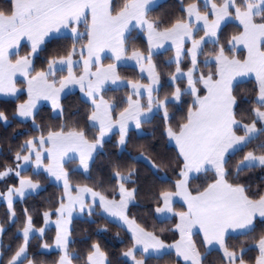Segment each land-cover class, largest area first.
Instances as JSON below:
<instances>
[{
    "label": "snow or ice",
    "instance_id": "snow-or-ice-1",
    "mask_svg": "<svg viewBox=\"0 0 264 264\" xmlns=\"http://www.w3.org/2000/svg\"><path fill=\"white\" fill-rule=\"evenodd\" d=\"M156 2L8 0L5 7H0V93L17 100L26 94V102L18 105L16 113L23 120L30 119L34 131L39 132L38 137L26 140L14 151L15 168L0 171V181L10 176L19 178L18 187L6 184L5 192L0 193V199L6 202L8 221L19 223L14 206L17 199L25 200L41 190L39 181L28 174L30 169L32 176L47 173L45 179L61 181L63 187L58 205L43 212V227L35 228L32 215L24 210L19 234L22 243L17 248H5L6 229L0 225V264H37L30 255V238L33 232L43 237L50 224H55V248L59 250L55 264H75L79 257L72 255L69 239L74 212L87 217L99 214L118 226L121 222L127 225L132 246L123 252V264H145L146 256L161 258L157 264H162L163 257L173 255L176 264H207V253L213 248L222 252L219 264H249L246 257L252 252L257 253L252 264H264V188L252 192L251 185L241 178L256 169L264 172V0L190 3L182 9L183 15L167 25L148 18ZM226 21L238 22L228 48L220 43L221 26ZM137 28L146 33L147 53L128 47L130 34ZM50 37L66 38L70 46L62 55L45 59L46 67L37 70L35 61L47 51ZM168 42L174 46L175 55L167 67L174 66V72L167 81L171 91L161 98V76L153 63L152 50L162 49ZM209 44L213 48L206 51ZM22 45L27 50L23 55ZM238 45L247 50L246 58L234 54ZM106 50L113 54L107 65L101 57ZM122 59L134 60L141 72L147 65L150 82L121 83L117 64ZM251 76L256 88L254 98L247 100L250 119L244 122L238 119L242 105L235 82L237 77ZM76 85L91 106L86 116L95 133L91 139L79 125L53 129L36 124L39 101H51L52 109L62 115L61 96ZM108 85L117 89L130 86L132 92L120 103H113L105 99ZM140 97H146V102L142 103ZM177 107L185 111L173 127L175 117L169 109ZM156 116L162 120L164 136L176 149L174 159L159 163L143 154L127 153L129 123L140 129ZM0 122L9 123L3 111ZM117 126V146L127 153L131 165L112 164L108 183L102 178L99 181L100 190L87 184L73 185L66 166L77 165L74 172L91 180L94 153L103 148L105 137ZM253 144L256 148L248 150ZM238 155L241 158L233 164ZM138 162L144 163L156 179L161 167L175 164L177 179L171 190H161L152 197L155 213L178 218L173 235L178 233L179 238L174 243L166 244L155 232L130 218L129 206L141 190L133 180L138 175ZM196 176L202 183L193 187L191 180ZM145 187L151 195V186ZM177 197L185 205L179 211L173 207ZM238 237L244 243L233 248L229 241ZM249 240L251 246H244ZM41 247L51 250L47 242ZM85 264L112 262L101 245L93 243Z\"/></svg>",
    "mask_w": 264,
    "mask_h": 264
},
{
    "label": "trees",
    "instance_id": "trees-1",
    "mask_svg": "<svg viewBox=\"0 0 264 264\" xmlns=\"http://www.w3.org/2000/svg\"><path fill=\"white\" fill-rule=\"evenodd\" d=\"M196 0H165L157 7L152 9L149 13V18L162 25H167L170 21H174L184 13L182 9L184 6ZM127 0H114V4H122ZM8 0H0V7H5ZM237 25L230 23L227 24L221 33V42L226 43L227 40L236 33ZM47 51L38 57L35 61L37 70L46 67L44 64L45 59H50L55 55H62L66 47L70 46V41L63 37H56L49 40ZM130 48H135L141 52H147V42L141 35L134 38H129L128 41ZM23 47L22 55L26 53ZM130 53V52H129ZM169 53L160 54L155 56L157 70L160 72L162 81L161 98L165 94H169L171 89L167 85L169 75L174 72L172 68L167 67L166 59ZM119 74L123 79L138 82L145 81L141 78L135 68L122 67L119 68ZM238 87V103L242 105L238 119L247 122L250 117L248 116L247 100H252L253 89L256 88L254 80H247L236 84ZM130 94L128 88H121L117 90H109L105 99L113 103H120L125 100L127 95ZM25 95L22 94L18 100H3L0 99V111L5 112L8 116L9 123L5 125L0 122V171L5 167L15 168L14 151L22 146L26 140L31 139L33 136L38 137L39 132L34 131L31 121H21L17 119L14 114L17 105L20 101L24 100ZM246 98V99H245ZM61 105L64 108V113L60 116H55L49 106H42L38 110L36 124L42 127H50L58 129L59 127L68 124L69 127L79 125L87 134L89 139L95 134L90 129V121L86 120V116L91 111L90 103L87 102L82 96L77 93H70L62 98ZM185 109L182 107L170 108V115L175 117L173 127L176 122L182 120ZM118 116V113H116ZM259 127V125H258ZM143 133L140 134L135 130L129 131L130 143L127 146V153L132 156H140L141 154L148 156L153 161L159 163L161 160H172L176 155L175 147L171 146L169 140L163 134V123L160 116H156L151 123L142 126ZM29 133L31 135H29ZM118 134H114L104 144L103 148L95 156V165L92 168V179H85L84 175L76 174L74 172L76 165L70 164L66 166L69 172L71 183L73 185H84L95 187L99 189V181L102 178L107 184L110 176V168L114 163H120L122 166L131 165L127 153H124L117 146ZM259 143V142H257ZM256 144L249 147L248 150H254ZM259 154V153H257ZM123 157V160H121ZM241 157L238 155L234 158L233 164L237 163ZM135 169L138 175L133 177L140 187V193L134 204L130 205L129 210L131 213L130 218L135 219L142 227L148 231L155 232L166 244L174 243L179 238L178 233L173 235L175 231V223L178 218L160 220L154 212L155 204L152 197L159 193L161 190H171L172 185L177 179L175 172V164L171 167H161L159 172V179L153 178L152 172L142 162L135 164ZM32 169L29 170V175L33 180H38L41 185V190L33 193L31 197L25 200H17L15 202V210L17 212V219L19 223L11 224L8 221L7 206L4 200L0 203V225H3L6 232L3 236V243L5 248L10 245L12 249L18 247L22 240L20 239V232L24 224V210L27 209L29 214L33 217L35 227H40L43 224V212L54 210L58 205L60 197L63 195V188L52 183L50 179H45L46 175L43 174L39 177L31 175ZM126 174V173H125ZM242 180L251 185L252 192L257 191L259 188H264V172L256 169L242 175ZM18 179L10 176L7 181H0V193L5 192L7 186L18 187ZM193 187L202 183V178L199 176L191 180ZM146 185L151 186V195H148V188ZM177 211L184 207L180 203H175L173 206ZM55 216V215H53ZM259 230L255 235H259ZM56 235L55 228H50L45 233L44 237L34 236L30 241V255L33 256L37 264H55L58 260L57 251L45 252L42 250V243L47 242L50 245L53 243ZM195 239L198 240L196 237ZM70 249L72 255L79 257L75 264H85L86 257L93 243H99L102 249L107 253L109 260L112 264H123V252L132 246L131 235L122 226L112 222L109 219L102 218L99 214L92 217L76 218L72 221L71 235H70ZM244 243L242 237L234 238L229 241L233 248H239ZM252 241H247L244 246H251ZM202 257L205 256L204 248H200ZM7 254V253H6ZM257 253L252 252L246 257L249 264H252L253 259ZM222 252L211 250L207 253V264H219ZM158 257H149L145 260V264H157ZM176 257L165 256L162 258V264H176ZM6 264V262H5Z\"/></svg>",
    "mask_w": 264,
    "mask_h": 264
},
{
    "label": "rangeland",
    "instance_id": "rangeland-1",
    "mask_svg": "<svg viewBox=\"0 0 264 264\" xmlns=\"http://www.w3.org/2000/svg\"><path fill=\"white\" fill-rule=\"evenodd\" d=\"M164 1H165V0H157L156 4L152 7V9H154L155 7H157L159 4H161V3L164 2ZM112 2L114 3V0H112ZM216 2L219 3L220 0H216ZM192 3H197L198 5H202L203 0H196V1L192 2ZM186 7H187V5L184 6V8H186ZM148 18H149V17H148ZM149 19H150V18H149ZM150 20H151V19H150ZM230 23H233V24H235V25L238 24V22H235V21H232V22H228V21H226V22H225L224 24H222V26H221V33H222L223 28H224L227 24H230ZM137 35H141V36L145 39V41L147 42V36H146V33L141 32V30H140L139 28H137V29H135L134 31L131 32V34H130V38H134V37H136ZM51 39H53V38L50 37L49 40H51ZM230 39H231V37L227 40L226 43H222V42H221V35H220V43L223 44L226 48L230 47V44H229ZM128 47H129V44H128ZM170 48H171V50L169 51L168 49H170ZM212 48H213V46H212L211 44H209V45L207 46L206 51H211ZM22 50H23V45H22V48H21L20 51L22 52ZM147 51H148V49H147ZM152 51H153V63H154L155 65H157V64H156V61H155V59H154L155 56L160 55V54L169 53V56H168L167 59H166V63H168V61H169L171 58H173L174 55H175V49H174V46L171 45V42L166 43L165 46H164V48H162V49H153ZM146 53H147V52H146ZM21 54H22V53H21ZM234 54H235L238 58H246V56H247V50H246L245 48H243V46L238 45V46H237V51H236ZM128 55L130 56V53H128ZM112 56H113V54H112L111 52H109V51H107V50L104 51L103 53H101L102 62H103L105 65H107L108 63H111V62H112V59H111ZM74 59H78V57H74ZM200 59H201V62H202L203 57H201ZM184 63L187 64L188 61L185 60ZM122 67H124V68H125V67L135 68V69L138 71L140 77L143 78V79H145V81H138V82H140V83H145V84H147V83L150 82V81H149V78H148L147 65H145V70H144L143 72H141L140 65L137 64L134 60H131V59H122V60L117 64V71H118V73H119V68H122ZM201 68H202V70H204L203 67H202V63H201ZM119 75H120V74H119ZM120 77H121V76H120ZM17 79L19 80V79H21V78H20V77H17ZM168 79H169V77H168ZM251 79L254 80V76H251V77H237L235 83L237 84V83L244 82V81L251 80ZM254 81H255V80H254ZM127 82H129V80H127V79H123V78L121 77V83H127ZM161 85H162V81H161ZM107 87H108L110 90H117L116 86H113V85H108ZM127 88L130 90V94H131V92H132L131 87L129 86V87H127ZM142 91H143V90H142ZM77 92L82 96L83 99H85V100L87 101V98H86V97L84 96V94L80 91L78 85H76V86H71L70 89H66V90H65V93L62 94V96H61V100H62V98L65 97L66 95H68V94H70V93H77ZM21 93H24V89H23V88H21ZM21 95H22V94H21ZM21 95H20V96H21ZM24 95H25L24 100L20 101V102L18 103V105H19L20 103H24V102H26V94H24ZM137 98H138V97H134V99H137ZM0 99H3V100H17L15 97L7 96V95H5V94H3V93H0ZM139 99H141V102H142V103L146 102V97H140ZM87 102H88V101H87ZM18 105H17V107H18ZM42 106H49V107L52 109L51 101H47V100H41V101H39V102H38V105H37V111H38L39 108H41ZM52 112H53V114H54L55 116H58V115H57V112H56L55 110L52 109ZM169 114H170V113H169ZM14 116H15L17 119L21 120V121H31L30 119H29V120H23V118H20L16 112H15ZM59 116H60V115H59ZM90 124H91V122H90ZM131 129L135 130L136 132H138V133H140V134L143 133L142 128H140V129H136V128H135L134 122H130V123H129V131H130ZM114 134H118V126L115 127V128H113L112 132L109 133V134L105 137V140H106V141L109 140ZM118 139H119V136H118ZM169 143H170L171 146L175 147L174 142H170V141H169ZM119 148H120V147H119ZM100 150H101V149L98 148L97 151L94 153V156H96V154H97ZM120 150H122V149L120 148ZM122 151H123V150H122ZM21 163H22V162H21ZM25 167L27 168L28 166L25 165ZM76 168H77V165H76L75 169H76ZM66 170H67V169H66ZM44 174L47 176V173H44ZM49 179H50V181H51L52 183L56 184V185L59 186V187H62V182H61V181H55L54 178H51V177H49ZM62 188H63V187H62ZM17 200H18V199H17ZM17 200H16V201H17ZM2 201H3V199H0V203H1ZM4 202H5V201H4ZM5 204H6V202H5ZM129 207H130V206H129ZM156 215H157V218L160 219V220H164V219H172V218H173L170 214H169L168 217L162 216L161 214H157V213H156ZM84 217H86V216H85L83 213H76V212H74V213H73V219H72V221H73L74 219H76V218H84ZM52 219L55 220V219H56V216H52ZM108 219L111 220V218H108ZM111 221H112V220H111ZM71 225H72V222H71V224L69 225L70 230H71ZM43 226H44V223H43L40 227H43ZM120 226H122L123 228H125V229L128 231V229H127V225H123L122 222H121ZM35 228H39V227H35ZM50 228H55V224H50L49 227L45 229V233H46L47 230L50 229ZM128 232H129V234L132 236V233H131L130 231H128ZM20 233H21V232H20ZM34 236H38V237H40L38 232H33V234H32V238H33ZM43 237H44V236H43ZM43 237H41V238H43ZM32 238H30V241H31ZM194 238H196V237H194ZM69 239H70V237H69ZM42 250L45 251V252H52V251H57V252H59V250L55 248V238H54L53 243L51 244V250H45V249H42ZM211 250H216V249L213 248V249H211ZM211 250H210V251H211ZM137 251L139 252L140 249H137ZM123 258H124V257H123ZM138 258H139V257H138ZM147 258H149V257L146 256V257H145V260H146ZM124 259H126V258H124Z\"/></svg>",
    "mask_w": 264,
    "mask_h": 264
},
{
    "label": "crops",
    "instance_id": "crops-1",
    "mask_svg": "<svg viewBox=\"0 0 264 264\" xmlns=\"http://www.w3.org/2000/svg\"><path fill=\"white\" fill-rule=\"evenodd\" d=\"M175 203H180V204H182V205L185 207V205L183 204V201L180 200L179 197H177V198L175 199V201H174V203H173V206H174Z\"/></svg>",
    "mask_w": 264,
    "mask_h": 264
}]
</instances>
